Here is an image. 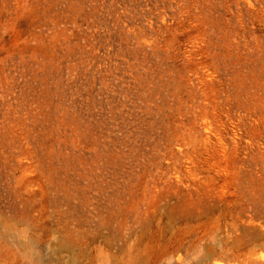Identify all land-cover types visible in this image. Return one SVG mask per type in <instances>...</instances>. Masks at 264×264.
I'll use <instances>...</instances> for the list:
<instances>
[{
	"label": "rangeland",
	"instance_id": "rangeland-1",
	"mask_svg": "<svg viewBox=\"0 0 264 264\" xmlns=\"http://www.w3.org/2000/svg\"><path fill=\"white\" fill-rule=\"evenodd\" d=\"M188 2L98 97L74 0H0V264H264V0Z\"/></svg>",
	"mask_w": 264,
	"mask_h": 264
},
{
	"label": "built area",
	"instance_id": "built-area-1",
	"mask_svg": "<svg viewBox=\"0 0 264 264\" xmlns=\"http://www.w3.org/2000/svg\"><path fill=\"white\" fill-rule=\"evenodd\" d=\"M79 9L76 37L82 80L98 97L118 94L128 70V50L144 30L172 23L188 0H74ZM75 39V38H74Z\"/></svg>",
	"mask_w": 264,
	"mask_h": 264
}]
</instances>
